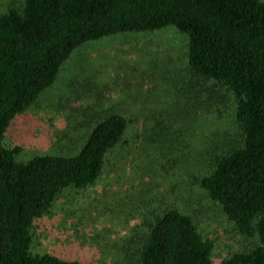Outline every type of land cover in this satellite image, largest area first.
<instances>
[{
	"label": "trees",
	"instance_id": "trees-1",
	"mask_svg": "<svg viewBox=\"0 0 264 264\" xmlns=\"http://www.w3.org/2000/svg\"><path fill=\"white\" fill-rule=\"evenodd\" d=\"M167 26L188 38L190 78L221 84L236 99L239 142L216 147L207 173L194 178L238 232L258 244L215 262L214 242L191 215L170 203L151 207L141 197L138 223L113 241L115 264H264V0H23L0 13V264H83L33 252L31 228L65 191L102 178L109 156L126 142L130 119L99 114L76 154L24 162L15 160L18 146L5 144L11 121L53 84L83 43ZM201 91L189 95L185 115L206 113Z\"/></svg>",
	"mask_w": 264,
	"mask_h": 264
},
{
	"label": "rangeland",
	"instance_id": "rangeland-1",
	"mask_svg": "<svg viewBox=\"0 0 264 264\" xmlns=\"http://www.w3.org/2000/svg\"><path fill=\"white\" fill-rule=\"evenodd\" d=\"M22 1L0 0V13ZM187 41L174 26L87 41L71 53L53 84L11 121L5 144L18 146L15 160L24 162L41 154H76L99 114L115 111L130 119L126 142L109 156L102 178L87 189L65 191L52 213L34 221L33 252L115 264L113 241L138 223L141 197L153 201L151 207L170 203L191 215L214 242L215 262L258 244L238 232L194 178L207 173L216 147L237 145L240 130L232 93L190 78ZM198 87L208 110L185 115Z\"/></svg>",
	"mask_w": 264,
	"mask_h": 264
}]
</instances>
